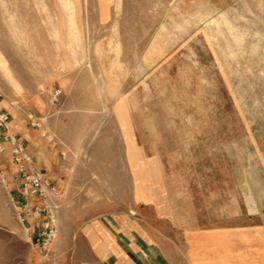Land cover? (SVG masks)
Listing matches in <instances>:
<instances>
[{"label":"rangeland","instance_id":"obj_1","mask_svg":"<svg viewBox=\"0 0 264 264\" xmlns=\"http://www.w3.org/2000/svg\"><path fill=\"white\" fill-rule=\"evenodd\" d=\"M2 113L35 167L31 148L52 160L39 171L64 183L67 214L48 249L28 241L0 129V264L87 261L75 226L124 209L137 167L228 202L243 167L264 164V0H0Z\"/></svg>","mask_w":264,"mask_h":264},{"label":"crops","instance_id":"obj_2","mask_svg":"<svg viewBox=\"0 0 264 264\" xmlns=\"http://www.w3.org/2000/svg\"><path fill=\"white\" fill-rule=\"evenodd\" d=\"M30 152L36 169L53 168ZM144 170L126 171L131 199L124 209L106 205L78 221L75 238L88 254L82 264H264V164L243 167L228 202L223 192L195 202Z\"/></svg>","mask_w":264,"mask_h":264},{"label":"built area","instance_id":"obj_3","mask_svg":"<svg viewBox=\"0 0 264 264\" xmlns=\"http://www.w3.org/2000/svg\"><path fill=\"white\" fill-rule=\"evenodd\" d=\"M62 91H53L52 103L57 104ZM30 126L40 129L42 121L32 115L27 116ZM9 117L0 114V129L3 130L2 143L9 145L12 163L19 181L21 201L11 200L15 218L30 243L48 249L57 234L58 215L62 209V194L57 186L48 182L36 169L33 158L24 145L7 131ZM43 136V135H42ZM3 149L0 147V152ZM4 183V180H1Z\"/></svg>","mask_w":264,"mask_h":264},{"label":"bare ground","instance_id":"obj_4","mask_svg":"<svg viewBox=\"0 0 264 264\" xmlns=\"http://www.w3.org/2000/svg\"><path fill=\"white\" fill-rule=\"evenodd\" d=\"M65 6H66V8L67 9H69L70 11H71V5L68 3V2H65ZM72 17V13H71V15H70V18ZM71 25H73V23H71Z\"/></svg>","mask_w":264,"mask_h":264}]
</instances>
